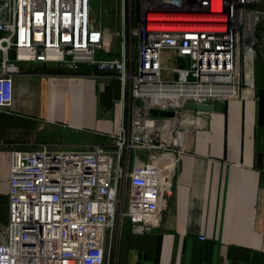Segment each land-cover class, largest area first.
I'll return each mask as SVG.
<instances>
[{
  "label": "built area",
  "instance_id": "obj_1",
  "mask_svg": "<svg viewBox=\"0 0 264 264\" xmlns=\"http://www.w3.org/2000/svg\"><path fill=\"white\" fill-rule=\"evenodd\" d=\"M136 1L140 13L129 29L121 0L113 33L119 51L103 56L107 32L93 17L92 0H0V110L11 106L21 63L51 62L73 71L86 64L121 87V121L108 144L8 150L0 264H112L123 190L127 199L119 214L133 234L160 225L177 156L210 112L185 104L254 96L241 74L257 57L259 13L248 8L255 0ZM165 50L185 63L163 78Z\"/></svg>",
  "mask_w": 264,
  "mask_h": 264
},
{
  "label": "crops",
  "instance_id": "obj_2",
  "mask_svg": "<svg viewBox=\"0 0 264 264\" xmlns=\"http://www.w3.org/2000/svg\"><path fill=\"white\" fill-rule=\"evenodd\" d=\"M20 67L11 106L0 110V229L8 222L11 146L106 145L121 121L120 83L107 73L86 64ZM247 77L254 96L215 102L178 155L159 227L138 235L128 226L114 264H264V74L256 83L253 71Z\"/></svg>",
  "mask_w": 264,
  "mask_h": 264
},
{
  "label": "rangeland",
  "instance_id": "obj_3",
  "mask_svg": "<svg viewBox=\"0 0 264 264\" xmlns=\"http://www.w3.org/2000/svg\"><path fill=\"white\" fill-rule=\"evenodd\" d=\"M121 6V0H92L93 7V17L96 20L102 22L106 30V47L100 53L103 56H115L119 51L117 38L113 35L114 32L119 27V8ZM263 4L261 0H255L248 5V8L252 10H256L259 13L257 25L255 29V50L257 52V57L255 58L254 65L249 63L244 66L242 70V80H244L245 76H251L252 71L254 72V80L255 83L260 80V77L264 74V26H261V21L263 20L262 14ZM139 8L137 6L136 0H126V18H127V26L129 29H132L137 25L138 17H139ZM135 39H131L132 45L134 44ZM133 49V48H132ZM179 62H184L185 60L177 57L172 51L165 50L162 53V64L164 66V70L162 72V77L165 78L168 76V69H171L177 65ZM187 66V65H186ZM135 68V65L133 66ZM115 78L114 76H108L107 80ZM243 86V81H242ZM252 86V85H251ZM254 90V88L252 89ZM251 91V90H249ZM178 158V156H177ZM125 184V180L123 181ZM120 204L119 210L124 209L126 204V193L123 190L120 195ZM116 213V217L114 220V225L112 229V240H111V255H112V264H114V254L118 247L119 239L122 236L123 232L129 226L127 219L119 214V211Z\"/></svg>",
  "mask_w": 264,
  "mask_h": 264
},
{
  "label": "water",
  "instance_id": "obj_4",
  "mask_svg": "<svg viewBox=\"0 0 264 264\" xmlns=\"http://www.w3.org/2000/svg\"><path fill=\"white\" fill-rule=\"evenodd\" d=\"M186 108L196 109V110H204V111H213L215 106L214 104H195L192 102H188L185 104ZM167 115H173L172 112H168Z\"/></svg>",
  "mask_w": 264,
  "mask_h": 264
},
{
  "label": "trees",
  "instance_id": "obj_5",
  "mask_svg": "<svg viewBox=\"0 0 264 264\" xmlns=\"http://www.w3.org/2000/svg\"><path fill=\"white\" fill-rule=\"evenodd\" d=\"M263 65H264V63H263ZM263 95H264V91L262 90V91H260V93L258 94V99H259V101H260L259 115L263 112V106H264V104H263V102H262Z\"/></svg>",
  "mask_w": 264,
  "mask_h": 264
}]
</instances>
